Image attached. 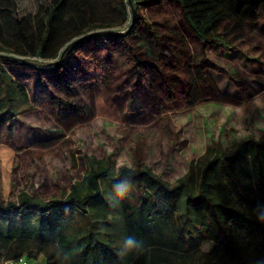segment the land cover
I'll use <instances>...</instances> for the list:
<instances>
[{
	"label": "trees",
	"instance_id": "trees-1",
	"mask_svg": "<svg viewBox=\"0 0 264 264\" xmlns=\"http://www.w3.org/2000/svg\"><path fill=\"white\" fill-rule=\"evenodd\" d=\"M97 2L108 11L105 17L89 0H52L32 19L8 14L0 19V107L14 115V101L32 94L57 123L91 113L164 132L173 111L209 99L238 103L214 82L207 47L233 48L247 39L249 22L264 24V0H132L134 7L143 4L149 18L133 21L127 0ZM95 28L110 32L76 42ZM98 37L105 38L102 46ZM257 71L264 74V64ZM141 137L131 147L134 165H121L113 174L106 157L85 156L78 172L56 183L59 195L37 199L21 191L8 206L38 209L42 220L62 210L84 212L102 199L94 216L105 222L112 206L100 192L99 178L107 175L120 189L129 182L137 193L131 198L125 188L119 191L122 238L142 240V250L125 251L107 231L83 220L51 244L45 225L39 232L19 226L0 231V257L41 256L42 264H264V151L245 149L247 141L264 142L242 141L233 153L216 155L168 183L143 163L148 152ZM6 154L15 159L12 149ZM25 154L38 156L33 150ZM25 154L17 155L12 170ZM8 206L0 201V210ZM205 241L213 243L208 251L201 250Z\"/></svg>",
	"mask_w": 264,
	"mask_h": 264
},
{
	"label": "rangeland",
	"instance_id": "rangeland-1",
	"mask_svg": "<svg viewBox=\"0 0 264 264\" xmlns=\"http://www.w3.org/2000/svg\"><path fill=\"white\" fill-rule=\"evenodd\" d=\"M74 1L80 3V0ZM51 2L13 0L11 3L5 0L3 5L0 4V19L6 14L19 19H32L38 12H44ZM89 2L98 14L104 17L108 14L97 0ZM135 9L136 16L149 20L143 4H136ZM248 25L251 30L249 37L241 40L236 47H207V67L214 82L222 94L238 103L209 99L193 107L173 111L170 115L171 127L165 128L164 132L91 113L83 114L80 118L70 115L62 123H57L52 113L33 100L32 94L28 100L17 98L14 101V115L4 106L0 107V201L8 206L9 200L16 198L21 191L37 199L59 195L60 188L56 183L64 176L78 172L85 156L106 157L113 174L121 165L132 166L131 147L138 135L147 145L148 155L143 158V163L168 183L176 182L191 169L199 170L216 155L233 153L242 141L264 142V74L257 71L264 64L261 58L264 24L257 21ZM96 29L100 28L93 30ZM95 42L102 46L105 38L98 37ZM29 59L34 60L32 57ZM53 61L47 60L45 64ZM170 137L174 141L172 149ZM252 145L255 150L264 151V146L252 144L251 141H247L245 149H250ZM7 148L12 149L13 161L7 157ZM27 150L37 152L36 159L33 154L26 155ZM20 154L27 157L16 170H12ZM99 185L106 203L112 206L105 222L94 216L95 210L104 203L102 199L96 200L92 206L89 204L84 212L78 209L71 212L62 210L55 215H44L47 217L42 220L38 219L42 214L38 209H17L11 205L7 210H0V231L19 226L23 232L29 229L39 232L45 225L46 240L51 244L50 241L58 234L73 232L84 220L99 230L107 231V236L114 240L116 246L122 247L119 191L125 188L133 198L137 187L125 182L120 189L107 175L99 178ZM114 213L117 215L114 216ZM25 240L30 246L36 243L29 241L27 236ZM212 246V242L205 241L201 250L208 251ZM49 249L55 252L52 245ZM36 253L32 251L31 255ZM5 258L4 254L0 261ZM38 259L41 261V256Z\"/></svg>",
	"mask_w": 264,
	"mask_h": 264
},
{
	"label": "water",
	"instance_id": "water-1",
	"mask_svg": "<svg viewBox=\"0 0 264 264\" xmlns=\"http://www.w3.org/2000/svg\"><path fill=\"white\" fill-rule=\"evenodd\" d=\"M127 1H128L129 6H130L131 20L133 21L136 18V9L132 4V0H127ZM109 32H110V30H106V29L95 30L93 32H90V33L84 35V36H81L80 38H78L76 40V42H79L81 40L88 39V38H93L96 36H104V35L108 34ZM0 56H1V54H0ZM14 58H16V57H14ZM61 60H62V56H61L60 60L57 62H60ZM22 61L25 62V59H22Z\"/></svg>",
	"mask_w": 264,
	"mask_h": 264
},
{
	"label": "clouds",
	"instance_id": "clouds-1",
	"mask_svg": "<svg viewBox=\"0 0 264 264\" xmlns=\"http://www.w3.org/2000/svg\"><path fill=\"white\" fill-rule=\"evenodd\" d=\"M144 246V242L135 238L134 236H125L122 247L127 252H132L134 250H142Z\"/></svg>",
	"mask_w": 264,
	"mask_h": 264
},
{
	"label": "built area",
	"instance_id": "built-area-1",
	"mask_svg": "<svg viewBox=\"0 0 264 264\" xmlns=\"http://www.w3.org/2000/svg\"><path fill=\"white\" fill-rule=\"evenodd\" d=\"M0 264H42L39 259H28L25 256H20L18 258H10L0 261Z\"/></svg>",
	"mask_w": 264,
	"mask_h": 264
}]
</instances>
